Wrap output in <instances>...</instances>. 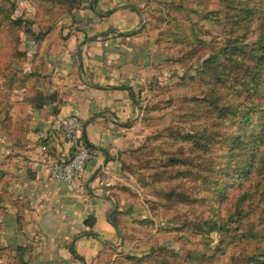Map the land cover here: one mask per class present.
I'll use <instances>...</instances> for the list:
<instances>
[{
    "label": "rangeland",
    "instance_id": "rangeland-1",
    "mask_svg": "<svg viewBox=\"0 0 264 264\" xmlns=\"http://www.w3.org/2000/svg\"><path fill=\"white\" fill-rule=\"evenodd\" d=\"M230 5L228 0H139L145 21L141 32L149 43L144 66L148 73L134 90L137 113L131 141L103 175V189L114 199L111 218L122 241L90 264H244L264 246V164L252 176L255 181L225 175L223 165L237 161L222 157L235 120L216 118L206 104L196 106V100L212 97L213 79L201 71L202 64L227 43L233 20L229 13L238 14L242 43H251L264 23V0H250L252 12L243 21L242 8ZM68 6V0H0V31H8L3 14L21 20L10 42L0 32V67L11 63L18 72L16 83L17 76L23 81L21 88L36 85L28 71L39 60L36 53L29 55L35 38L26 29L41 34L56 26ZM3 81L0 77L4 87ZM14 94L12 89L10 98ZM213 96L222 107L245 95L219 85ZM197 133L208 136L200 139L201 148L194 146ZM185 134L193 138L184 139ZM220 183L218 194L213 187ZM5 193L0 190L1 197ZM4 214L0 206V264H24L28 255L17 249ZM230 216L222 228L226 231L205 227Z\"/></svg>",
    "mask_w": 264,
    "mask_h": 264
},
{
    "label": "crops",
    "instance_id": "crops-1",
    "mask_svg": "<svg viewBox=\"0 0 264 264\" xmlns=\"http://www.w3.org/2000/svg\"><path fill=\"white\" fill-rule=\"evenodd\" d=\"M144 22L139 0H81L45 39L30 40L37 83L14 89L12 128L0 135L1 218L28 255L24 264H90L122 241L103 175L132 138L134 90L148 73ZM67 115L82 122L92 153L74 188L50 180L45 169L70 153L59 129Z\"/></svg>",
    "mask_w": 264,
    "mask_h": 264
},
{
    "label": "trees",
    "instance_id": "trees-1",
    "mask_svg": "<svg viewBox=\"0 0 264 264\" xmlns=\"http://www.w3.org/2000/svg\"><path fill=\"white\" fill-rule=\"evenodd\" d=\"M52 1L59 4L62 0ZM68 1L70 6L66 7L63 15L70 14L73 10L78 9L81 3L77 0ZM228 1L231 4L230 6L239 5L240 8H242V14H239V19L243 17L242 21L245 19V15H248L250 11L252 12L250 0ZM241 3H243V6ZM10 6L11 9L14 7L13 4ZM2 10L3 8L0 9L1 12ZM229 17L233 20H237L238 14L234 15L229 13ZM6 20L9 21V23H6L8 25V31L4 32L3 30L0 32L2 33L1 36H7L9 38L8 42H10L13 36H15V29L21 24V20L12 18L10 13L3 14L2 22H6ZM233 20L228 29V37L226 38L227 43L222 46L219 51L214 52L202 64L201 71L204 73L209 72L208 75L213 79L212 97L208 98L207 96L206 100H196L198 101L196 106L202 107L203 104H206L203 107L206 108L207 112L213 113L216 118L235 120L233 122L236 128L229 135L227 150L222 153V157L227 159V161H231L234 157L237 161L233 164L231 162H226V165H223L221 170L224 171L225 175L229 172L233 175L236 174L239 181L248 179V181L251 182L256 180L253 179L254 177L252 178V176L256 172L259 174L258 169L264 164V23H261L260 27L256 29V37L251 43H242L239 39V35L243 31V26L239 24L238 20L235 21L237 24ZM53 27V24L50 25L41 34L34 33L30 28H27L26 32L31 34L35 39H38L41 36L44 37V35H48ZM247 29L248 28L245 30ZM4 44L5 43H2V45ZM11 50L12 49H10V52ZM17 73V70L14 69L9 62H5L4 65L0 67V77L4 80V87L2 85L0 86V131H4L5 134L12 128L11 117L9 115L12 101L9 94L12 89L14 90L23 86V81L20 80L18 76L16 83ZM33 76L36 77L35 71H33L29 77ZM25 82L26 80H24V83ZM219 85L226 86L232 94L235 93L238 96L242 92V95L245 96H241V99L243 98L242 100L240 99L241 101L234 100L226 106L223 105L220 107L218 99L213 96L214 88ZM197 135L194 146L201 148L203 143L200 142V139L206 137V140H208V134L206 136H201L197 133ZM183 138L187 139L193 137L190 134H185ZM2 174L0 170V181L2 179ZM221 186V183L215 184L213 189L220 194ZM2 199L3 197L0 196V201ZM110 220L117 231H119L116 221L112 219L111 216ZM229 220H232L231 216L225 220H214L211 224L205 225V227L208 231H226V229L222 230V228ZM73 254L81 262L84 261V259L74 251ZM150 256L151 255H149V257ZM128 258H131V256ZM138 261H141V259H138ZM161 263L169 264L164 260H161ZM244 264H264V246L259 251L253 253V255H250L249 259L248 257L246 260L244 259Z\"/></svg>",
    "mask_w": 264,
    "mask_h": 264
},
{
    "label": "built area",
    "instance_id": "built-area-1",
    "mask_svg": "<svg viewBox=\"0 0 264 264\" xmlns=\"http://www.w3.org/2000/svg\"><path fill=\"white\" fill-rule=\"evenodd\" d=\"M59 127L62 138L71 145L70 153L68 156L49 159L45 166L46 174L50 180L60 181L74 188L82 178L92 153L81 139L83 125L76 115H67Z\"/></svg>",
    "mask_w": 264,
    "mask_h": 264
}]
</instances>
